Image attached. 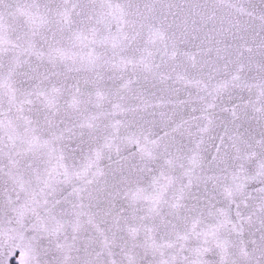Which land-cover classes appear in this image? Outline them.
Returning <instances> with one entry per match:
<instances>
[{"label":"snow or ice","instance_id":"snow-or-ice-1","mask_svg":"<svg viewBox=\"0 0 264 264\" xmlns=\"http://www.w3.org/2000/svg\"><path fill=\"white\" fill-rule=\"evenodd\" d=\"M264 264V0H0V264Z\"/></svg>","mask_w":264,"mask_h":264},{"label":"flooded vegetation","instance_id":"flooded-vegetation-1","mask_svg":"<svg viewBox=\"0 0 264 264\" xmlns=\"http://www.w3.org/2000/svg\"><path fill=\"white\" fill-rule=\"evenodd\" d=\"M13 264H14V262H13Z\"/></svg>","mask_w":264,"mask_h":264},{"label":"water","instance_id":"water-1","mask_svg":"<svg viewBox=\"0 0 264 264\" xmlns=\"http://www.w3.org/2000/svg\"><path fill=\"white\" fill-rule=\"evenodd\" d=\"M14 262V261H13Z\"/></svg>","mask_w":264,"mask_h":264}]
</instances>
